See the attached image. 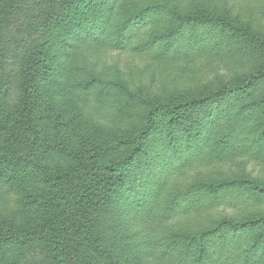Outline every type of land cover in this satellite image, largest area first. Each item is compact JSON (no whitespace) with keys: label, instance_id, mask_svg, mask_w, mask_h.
<instances>
[{"label":"trees","instance_id":"trees-1","mask_svg":"<svg viewBox=\"0 0 264 264\" xmlns=\"http://www.w3.org/2000/svg\"><path fill=\"white\" fill-rule=\"evenodd\" d=\"M5 1L1 2V7L5 5ZM206 1H211L207 8L214 12L218 11L215 0ZM218 1L222 4V0ZM67 2L69 7H74L73 10H69L70 13L66 11L68 14L55 26V34L52 35L63 52V58L59 61L51 58L49 64H55L56 77H51L50 82L58 86L61 95L73 99L83 107L92 101L109 102L115 106L112 108V114H117V117L113 116L114 121L136 117L139 123L130 130V133H124L120 125L114 126L112 130L114 136L110 142L119 148L117 155L110 158L98 156L94 161L99 165L90 168L85 160L79 167L69 171L61 168V165L55 166V145L51 151L45 150L43 163L29 166L30 161L25 159L24 154H18L16 149L19 147L15 141L7 143V148L3 150L6 129L0 134V199L3 204V208L0 209V264H22L25 254L22 248L34 249L35 246L38 248L35 255L39 259L34 264H66L72 241L68 225L79 223L82 219L94 223L97 219L110 229L111 225H114L123 244L128 247L134 246L140 253L146 241L150 246L146 254L151 258L152 264H211V256L215 254L209 251V243L214 242L222 245L219 255L224 260H231L230 264H261V259H264V215L252 217L245 222L215 221L210 225L192 227L191 230L185 225L176 229L168 224L178 215L179 207L187 208L194 205L197 200L193 196L194 193L201 192L207 198H211L209 203H214L225 196L236 182L224 181L213 184L195 180L188 183L184 189L170 193L156 203L150 200L152 204H149L148 200L155 197L148 194L145 184L137 185V181L138 176L147 171L163 149L155 144L162 131L168 132L166 126L162 128L161 115L167 119L171 131L170 134H165L169 138L168 144L165 142L164 147L168 148L167 150L179 148L180 134L184 136L182 139L186 138L183 148L189 150L191 146H198L200 138L190 145L187 133L200 135L202 127L213 122L216 116L215 108L218 106L221 110H217L227 120L229 133L232 123L250 121L249 131L253 134L251 144L264 154V92L251 99L253 90L264 74V66L237 83L222 85L197 98L191 97L185 101L173 98L168 102L159 101L160 103H156L157 100L144 101L131 90L130 84L123 79L124 74L119 70L99 72L88 64L82 66L75 61L77 55L74 54L79 52L81 43H86L90 39H103L109 47L116 50L127 48L138 24L158 21V12L163 8L162 4H159L160 0ZM48 6V0L34 4L36 14L33 21L40 22L43 19L48 21L46 18ZM172 13L175 17L180 15L176 11ZM1 17L0 37H6L9 27L3 24ZM199 21V24L187 22L190 24L186 28V33L182 30V23L169 36L164 35L162 40L164 44L159 46V50L168 51L183 36L186 37L187 33L192 34V40L198 42V46L207 43L208 47L221 48L223 43L220 42L223 38H226V43L232 40L233 36L227 35L226 26L230 25L229 22L227 25L223 19L211 15L203 16ZM44 27L47 30L46 24ZM196 29L203 30V34L200 36L195 34ZM148 44L146 43L145 47ZM57 77L62 80L59 82ZM8 81L11 82L12 94L5 110L7 123L9 126L16 125L22 133H30L33 141L37 142L41 132L35 121L30 78L26 73L14 69H8L6 73L0 72V83L9 86ZM247 96L248 98L243 101L242 99ZM232 98L239 102L233 113L230 108L233 106L230 104ZM195 106L213 108L201 111L192 119H185V112ZM257 122L262 124L261 130L258 129ZM225 125L223 123V126ZM18 137L25 141L22 134ZM235 144L236 139L224 135L214 138L212 147L221 146V149H229ZM56 155L62 161L69 157L65 149L56 148ZM139 155L144 160L137 164ZM64 180H75L77 183V189L71 195L69 210H63V204L60 203L63 202V198L58 186ZM244 184H248L251 198L264 200L263 184L248 179ZM8 191L14 192L12 207L9 206ZM137 193L140 194L139 206L130 222L125 221L122 213L118 211H123V208L118 205L125 194L131 200ZM11 208H14V211L7 210ZM228 230L232 231L233 248H239L236 254L221 243L226 241L225 234Z\"/></svg>","mask_w":264,"mask_h":264},{"label":"rangeland","instance_id":"rangeland-1","mask_svg":"<svg viewBox=\"0 0 264 264\" xmlns=\"http://www.w3.org/2000/svg\"><path fill=\"white\" fill-rule=\"evenodd\" d=\"M2 1L0 17L3 16V24L9 27V33L6 37H0V72L6 73L8 69H14L29 76L35 121L41 132L39 141L34 142L30 133H22L16 125H8L5 110L12 94L11 82L8 81L9 86L0 83V134L5 129L7 131L3 150L7 148V143L15 141L19 147L16 149L18 154H24L25 159L30 161L28 165L31 166L43 163L45 150L51 151L55 145V166L61 165V168L67 171L79 167L85 160L90 168L99 165L94 161L98 156L110 158L117 155L119 148L110 142L114 136V126L120 125L124 133H130L139 120L133 117L125 121H114L113 116L117 115L112 114L114 105L92 101L83 107L73 99L61 95L58 86L50 82L51 77H56L55 64H49L51 58L55 61L63 58V52L52 35L55 34V26L68 14L66 11L73 10L74 6L69 7L68 0H48V21L43 19L39 22L33 21L36 14L33 6L41 0H6L5 5L1 7ZM215 1L218 5L215 7L219 8L217 12L207 8L211 1L160 0L159 4H162L163 8L158 12V21L138 24L127 48L116 50L109 47L103 39H90L79 45V52L74 54L77 55L75 61L82 66L88 64L99 72L119 70L138 98L144 101L157 100L156 103L168 102L173 98L185 101L187 98L206 95L222 85L237 83L264 66V0H222V4L218 0ZM172 11L180 15L175 17ZM209 15L223 19L227 25V22L230 23L226 26L227 35L233 36L229 43L223 38L220 42L223 43L221 48L208 47L207 43L198 46L199 43L192 40V34L187 33L186 37L180 35L182 39L168 51L159 50V46L164 44V35L169 36L178 25L183 23L182 30L186 33L190 23L199 24L201 17ZM196 32L199 36L203 34L201 29H196ZM146 43H149L147 47ZM57 80L60 82L62 78L57 77ZM263 92L264 74L253 90L251 99ZM247 98L248 96L242 100ZM233 99L235 98L231 100ZM230 104L228 106L233 113L239 102L233 100ZM212 108L192 107L185 112V119H192L201 111ZM217 109L221 110L216 106L213 122L202 127L198 137L196 134L187 133L190 145L200 138L198 146H191L189 150L183 148L186 138L182 139L184 136L181 134L177 150L164 148L165 142L168 144L169 140L165 134H170L171 131L167 119L161 115L162 128L166 126L168 132L162 131L155 144L163 149L147 171L138 176L137 185L145 184L148 194L155 197L148 200L149 204H152L150 200L156 203L170 193L184 189L188 183L195 180L213 184L236 182L225 196L214 203H209L211 198L201 192L194 193L193 196L197 199L194 205L179 207L178 215L168 223L176 229L185 225L191 230L192 227L206 226L223 220L245 222L252 217L264 215V200L251 198L248 184H244L248 179L264 185V154L251 144L253 134L249 131L250 121L232 123L229 133L227 120ZM223 123L226 125L223 126ZM257 123L258 129L261 130L262 124ZM21 134L25 141L19 139L18 135ZM224 135L236 139L237 144L229 149H221V146L213 148L214 138ZM241 137L248 140L245 142ZM56 148L65 149L69 157H65L64 161L59 159ZM137 159V164L144 160L141 155ZM76 185L75 180L59 183L58 191L63 198V202H59L63 204V210H69L71 195L77 189ZM7 197L10 200L9 206L12 207L14 192L8 191ZM127 197L125 194L118 205L123 208V211H118L122 213L125 221L134 216V211L139 206L140 194L137 193L131 200ZM2 208L0 199V209ZM87 220L82 219L79 223L68 225L72 241L66 264H152L151 258L146 254L150 248L146 241L140 253L134 246L123 244L114 225H111L110 229L97 219H93L96 223ZM231 236L232 231L228 230L225 234L226 241L221 243L236 254L239 248H233ZM221 247L222 245L216 242L209 243V251L215 254L211 256V264L231 263V260H224L219 255ZM30 249L32 248H22L24 252ZM34 249L38 248L35 246ZM261 264H264V259H261Z\"/></svg>","mask_w":264,"mask_h":264},{"label":"clouds","instance_id":"clouds-1","mask_svg":"<svg viewBox=\"0 0 264 264\" xmlns=\"http://www.w3.org/2000/svg\"><path fill=\"white\" fill-rule=\"evenodd\" d=\"M7 210L14 211V208L7 209ZM37 250L38 249H30V250L26 251L24 254V258L22 260V264H34V262L39 259V257H37L35 255V252ZM30 257H31V259H29Z\"/></svg>","mask_w":264,"mask_h":264}]
</instances>
